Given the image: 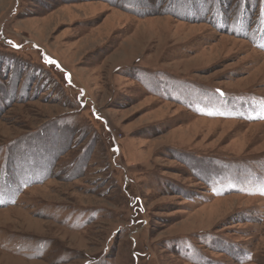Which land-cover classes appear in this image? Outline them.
I'll use <instances>...</instances> for the list:
<instances>
[{"label":"rangeland","instance_id":"1","mask_svg":"<svg viewBox=\"0 0 264 264\" xmlns=\"http://www.w3.org/2000/svg\"><path fill=\"white\" fill-rule=\"evenodd\" d=\"M262 191L264 0H0V264H264Z\"/></svg>","mask_w":264,"mask_h":264},{"label":"snow or ice","instance_id":"2","mask_svg":"<svg viewBox=\"0 0 264 264\" xmlns=\"http://www.w3.org/2000/svg\"><path fill=\"white\" fill-rule=\"evenodd\" d=\"M48 63H50V64H51V63H54V62H53V61H51V60H49V61H48ZM221 95H223V93H221ZM209 114H211V113H209ZM261 194H262V195H264V191H262V193H261Z\"/></svg>","mask_w":264,"mask_h":264}]
</instances>
